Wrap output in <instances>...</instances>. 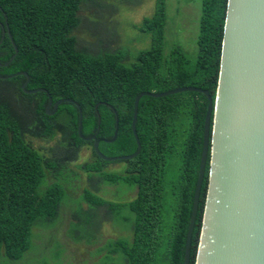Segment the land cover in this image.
Instances as JSON below:
<instances>
[{
    "label": "trees",
    "instance_id": "trees-1",
    "mask_svg": "<svg viewBox=\"0 0 264 264\" xmlns=\"http://www.w3.org/2000/svg\"><path fill=\"white\" fill-rule=\"evenodd\" d=\"M83 0H0V264H15L33 248L35 227L53 223L68 193L55 178L68 160L85 145L79 136L80 108L85 137L101 142L109 156L137 151L133 133L134 105L142 92L164 93L181 87L207 90L216 99L219 86L228 0H202L197 53L176 47L166 60L163 50L165 0L140 28L152 34L155 45L141 51L130 65L124 50L105 48L90 53L80 48L74 33L81 24ZM105 26V25H104ZM104 29V28H103ZM5 35V36H4ZM16 48L18 52L16 54ZM46 89L53 102L72 99L47 112L50 95L27 93ZM15 75V76H14ZM14 76V77H11ZM210 106L202 92H183L162 98L140 100L136 130L140 153L128 160L108 161L97 154L81 168L88 178L137 186L135 199L114 203L85 190L86 219L74 213L75 230L91 227V221L106 210L103 219L124 206L135 214L133 237L108 241V255H123L126 264H185L187 238L200 175L205 123ZM60 132L67 147L62 155L46 157L28 137L48 138ZM124 162L121 171H107L111 163ZM210 177V164L202 190L194 233L192 264L201 236ZM96 183V184H97ZM87 232L90 233V230ZM88 233V234H89Z\"/></svg>",
    "mask_w": 264,
    "mask_h": 264
},
{
    "label": "water",
    "instance_id": "water-1",
    "mask_svg": "<svg viewBox=\"0 0 264 264\" xmlns=\"http://www.w3.org/2000/svg\"><path fill=\"white\" fill-rule=\"evenodd\" d=\"M228 1L216 99L209 91L196 87L140 93L135 99L132 124L138 149L132 154L109 156L99 148L101 142L116 141L118 122L111 140L85 137L83 113L77 102L61 99L54 103L46 89H28L31 81L28 73L17 74L28 76L24 85L27 93L50 95L49 115H55L63 103L78 105L79 136L85 141H94L97 154L108 161L128 160L140 153L142 144L136 124L142 97L162 98L183 92H202L209 97L185 264H192L194 233L209 164V186L196 264H264V0ZM14 58L0 66H8Z\"/></svg>",
    "mask_w": 264,
    "mask_h": 264
},
{
    "label": "rangeland",
    "instance_id": "rangeland-1",
    "mask_svg": "<svg viewBox=\"0 0 264 264\" xmlns=\"http://www.w3.org/2000/svg\"><path fill=\"white\" fill-rule=\"evenodd\" d=\"M159 0H83L81 3V24L75 35L81 39L80 48L90 53H97L105 48L111 51L124 50V63L130 65L136 61L141 51L155 45L152 34L140 28L145 19L155 16ZM166 19L163 27V50L165 59L172 58L176 47L185 53H197V40L202 15V0H165ZM105 25V26H104ZM104 28V29H103ZM35 149L46 157L62 155L67 143L62 134L48 138L28 137ZM95 159L93 145L82 147L77 157L62 163V173L55 178L49 170L48 183L61 181L68 196L60 206L57 219L44 222L35 227L33 248L15 264H126L123 255H108V241L117 238L133 237L135 214L126 206L111 211L104 220L106 210L91 221V227L75 230L74 213L86 219L84 210L88 203L85 190L90 189L95 195L114 203L129 202L136 198L138 187L128 184H112L90 180L88 173L81 168L85 162ZM124 162L111 163L106 170H119ZM97 183V184H96ZM90 230V233L87 232ZM89 233V234H88Z\"/></svg>",
    "mask_w": 264,
    "mask_h": 264
},
{
    "label": "crops",
    "instance_id": "crops-1",
    "mask_svg": "<svg viewBox=\"0 0 264 264\" xmlns=\"http://www.w3.org/2000/svg\"><path fill=\"white\" fill-rule=\"evenodd\" d=\"M125 167L124 166H122V167H120L119 168V170L118 171H121V170H123ZM113 171H115V170H113Z\"/></svg>",
    "mask_w": 264,
    "mask_h": 264
},
{
    "label": "flooded vegetation",
    "instance_id": "flooded-vegetation-1",
    "mask_svg": "<svg viewBox=\"0 0 264 264\" xmlns=\"http://www.w3.org/2000/svg\"><path fill=\"white\" fill-rule=\"evenodd\" d=\"M5 36V35H4Z\"/></svg>",
    "mask_w": 264,
    "mask_h": 264
}]
</instances>
